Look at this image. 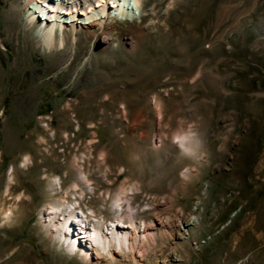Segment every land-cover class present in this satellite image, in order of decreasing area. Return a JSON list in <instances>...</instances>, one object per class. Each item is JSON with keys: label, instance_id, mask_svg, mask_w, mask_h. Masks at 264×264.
I'll return each instance as SVG.
<instances>
[{"label": "rangeland", "instance_id": "rangeland-1", "mask_svg": "<svg viewBox=\"0 0 264 264\" xmlns=\"http://www.w3.org/2000/svg\"><path fill=\"white\" fill-rule=\"evenodd\" d=\"M28 1L0 0V264H264V0H141L53 50ZM68 214L158 244L88 261Z\"/></svg>", "mask_w": 264, "mask_h": 264}, {"label": "bare ground", "instance_id": "bare-ground-1", "mask_svg": "<svg viewBox=\"0 0 264 264\" xmlns=\"http://www.w3.org/2000/svg\"><path fill=\"white\" fill-rule=\"evenodd\" d=\"M134 1L136 2V4H134L133 6L130 0H57V1L56 0H29L27 4H28V10H32L33 12L35 11L34 13L31 14V15H35L34 19H36L37 16H38V19L40 18L42 19V17H40L41 16L40 14L45 15L44 13L45 9L44 7L40 8L42 7V4L40 5L39 3L49 2V4L52 5L50 7L51 9L48 12V15L49 14L51 15V13H56L57 15H54L53 17H51L52 19L50 21L49 20L44 21V24L46 25H43V26L48 29L42 33V36L47 44L48 49L53 50V48L55 47L54 43L56 42V36H57L56 30L64 31L67 29H71L74 41H77L78 40L77 36H78L79 31H81L82 29H87V30H90L91 33H93L95 36L102 37L104 43H109L111 41V34L107 33L109 26H110L108 23L109 21L108 19H110V17H117L118 20L119 19L129 20L130 18H132V13H133L132 11L133 10L135 11L138 9L140 10V7H141V0H134ZM33 2H37L38 4L37 3L33 4ZM111 2H113L112 7H111V4H112ZM30 5H32L33 8H31ZM62 5H66L69 8L68 9L69 11L65 13L66 15L64 17L62 16L64 11H62L61 8H60L61 10L57 8ZM82 5L84 6V10L79 11V13L77 14L79 7ZM36 8H39V9H36ZM112 10H114V12ZM64 44H65V39H64V36L62 35L61 40H60L61 49L64 48L65 46ZM177 139H179V142H181L186 147L188 144L190 145L192 138L190 135L181 134L177 136ZM29 161H31V159L30 157L27 156L24 161L25 166L29 165L30 163ZM12 183H13V179L11 178L10 184ZM8 192H10V188L8 189ZM123 193L124 195L128 194L126 191H124ZM122 200H123V197L119 195L116 201L117 203H120ZM17 201L18 202L21 201V198H19ZM60 203H61L60 209L64 211L65 202L61 201ZM13 209L14 208H11L8 210V212L6 211L4 213L5 219L12 218ZM55 209L56 208L54 207L49 209L50 212L48 216L52 222H54L52 215L55 216L59 214L55 212ZM71 216L72 214L70 215L69 218L74 219V223L78 225L79 223L80 225L86 224L85 222L83 221L81 222ZM132 216L133 215H129L127 217L132 218ZM67 225L68 224L65 220L62 223V226L66 227ZM110 226L113 227L110 229L108 228L110 233L106 234L103 230L101 231L97 230V232L94 231L93 236L88 241H86V239L84 238V235H82V233L79 230H77L76 225L72 226L71 228L72 231L69 234L72 235V240H74L75 243L79 246V249H81L82 256L85 257V259L88 261L92 260L93 258V257H90L89 253H87L86 251L89 249L90 251L91 250L94 251V254L96 255V259L98 260L101 259L99 258L100 254L98 253L95 247L97 242L102 243L103 250L107 254L113 256V253L115 252L111 250L112 236H113L112 232L117 235L116 240L118 242L117 244L118 248L122 249L123 246H127L131 252L137 249L136 253L138 254V258H142L147 253L148 251L147 249H149V246L147 245L149 242H151L150 244H152L153 246H157L158 244L157 239L159 236L158 234L153 233L154 225L152 223L146 224L145 222H143L144 229L142 231L141 230L138 231L133 222H131V224L129 225L123 224L122 222L121 225H110ZM141 233L143 235V239L140 245H138L137 238L140 237ZM69 234H65L63 232V234H61L62 235L61 237L66 239L67 237H69ZM106 242H108V246H106ZM136 245H138V247H135ZM86 248H89V249H86ZM116 254L119 255L120 251H116Z\"/></svg>", "mask_w": 264, "mask_h": 264}, {"label": "water", "instance_id": "water-1", "mask_svg": "<svg viewBox=\"0 0 264 264\" xmlns=\"http://www.w3.org/2000/svg\"><path fill=\"white\" fill-rule=\"evenodd\" d=\"M42 3H40V5H41ZM49 4V3H48ZM52 5L50 4V5H44V4H42V7H40V8H43L44 7V13H45V15H43V14H40L41 16L40 17H42V20H44V21H46V19H47V17L49 16L48 15V12H49V8L51 7ZM49 7V8H48ZM31 8H33V6H31ZM51 9V8H50ZM32 11V10H31ZM31 13V12H30ZM28 16H30V14L28 15ZM27 16V18H28V20L30 21V22H32L33 20H34V16L35 15H32V17L30 16V18ZM48 20V19H47ZM75 214V213H74ZM74 214H72V216L71 217H73L74 216ZM74 218V217H73ZM67 226L66 227H63V232L65 233V234H69L72 230H71V228H72V226H74V225H76V226H78V224H76V223H74V219H72V218H69V221L67 222ZM70 230V231H69ZM85 231V233L84 234H90V231H91V228H89V229H87V230H84ZM77 232V231H76ZM83 234V233H82ZM63 239V238H62ZM65 241V243L68 245V242L70 243L71 241L72 242H74L73 240H72V235H70L69 234V239H63V241L62 242H64ZM74 247V246H73ZM73 247H71V248H73Z\"/></svg>", "mask_w": 264, "mask_h": 264}, {"label": "built area", "instance_id": "built-area-1", "mask_svg": "<svg viewBox=\"0 0 264 264\" xmlns=\"http://www.w3.org/2000/svg\"><path fill=\"white\" fill-rule=\"evenodd\" d=\"M56 1H57V0H56ZM48 3H49V2H46V3H42V4H44L45 6H46V5H50V4H48ZM43 21H44V20H43Z\"/></svg>", "mask_w": 264, "mask_h": 264}]
</instances>
